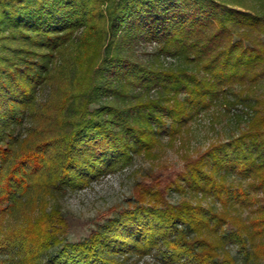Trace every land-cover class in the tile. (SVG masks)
I'll return each instance as SVG.
<instances>
[{"label":"trees","instance_id":"16d2710c","mask_svg":"<svg viewBox=\"0 0 264 264\" xmlns=\"http://www.w3.org/2000/svg\"><path fill=\"white\" fill-rule=\"evenodd\" d=\"M232 1L240 8L217 0H0V224L36 189H85L131 164L134 153L151 152L166 119L175 138L192 111L225 98L236 84L263 79L264 0L251 7ZM78 30L88 50L96 40L100 63L53 88L55 58ZM146 42L159 44L158 56L196 69L145 64L133 50ZM45 87L54 100L38 105ZM131 89H140L133 99ZM153 90L158 99L148 98ZM110 96L127 103H105ZM29 121L26 135L17 133ZM205 159L210 171L200 166L184 176L191 190L213 196L225 210L260 201L249 191H264V132L243 133L208 150L199 164ZM223 170L252 181L230 188ZM251 211L255 216L237 226L226 212L200 204H137L85 240L63 244L48 264H127L153 252L165 264H238L230 246L246 257L264 256V202ZM66 225L55 207L30 226H0V258L47 264L42 257L63 243Z\"/></svg>","mask_w":264,"mask_h":264},{"label":"rangeland","instance_id":"374dc122","mask_svg":"<svg viewBox=\"0 0 264 264\" xmlns=\"http://www.w3.org/2000/svg\"><path fill=\"white\" fill-rule=\"evenodd\" d=\"M217 1L230 3L231 7L240 8L239 5H234L232 0ZM244 1L251 7L260 0ZM81 32L76 31L70 43L56 56L57 72L53 88L62 89L70 81L82 79L83 73H87L94 66L99 65L100 58L97 56L99 50L95 48L96 40L92 49L88 50L80 42ZM76 48L79 49L78 54L75 51ZM158 48L159 44L156 42H146L137 45L133 51L145 64H154L163 70H177L182 67L196 69L194 65L185 64L170 55L158 56L156 54ZM115 86L121 88L120 83ZM50 92L48 87L40 92L38 105L46 104L52 96V92ZM139 92L140 89H131L129 96L133 99V96ZM183 96L181 94L180 98ZM159 97L160 92L156 90L151 91L148 96L149 99H158ZM51 99L54 100V97ZM104 100L105 103H116L119 106H124L127 103L122 99L116 100L114 96ZM95 106L93 104L92 108ZM170 123L171 120L166 119V124L159 133V143L153 147L151 152L134 153L131 164L101 176L85 189L69 191L65 194L36 189L24 199L19 210L5 214L1 218V228L3 230L24 228L30 226L31 223L43 217L53 208H61L67 223L64 231L60 234L63 243L53 246L45 252L42 261L48 264L50 258L57 254L63 244H73L85 240L94 229L115 218L120 210L132 208L137 204L144 206L200 204L205 208H214L217 212H226L228 216L236 218L237 224L242 220L245 221L241 222V225L245 222L247 224L255 216L251 209L264 202L263 190L249 191L251 195L260 199L252 208L244 209L236 205L235 207L230 206V210H225L213 196H206L191 190L184 178L192 174L193 169L200 166L207 171L211 170L212 163L208 159L204 160L205 166L198 162L211 148L237 138L243 133L264 132V78L251 85L236 84L229 90L225 98L216 100L206 109L192 111L190 117L186 119L182 132L175 138L168 135ZM30 125L29 121L24 129L17 127V133L18 131L22 132L25 136L27 127ZM221 173H226L224 182L230 188H234L238 184L248 187L249 182L252 181L240 176L235 171L223 170ZM250 246L251 244H248V249ZM229 249L238 264H264V256L260 253L259 255L254 254L253 257H246L241 251H238L236 245L230 246ZM0 264H6L4 257L0 258ZM127 264L165 263L162 261L161 254L153 252L140 260H137L136 256L132 257Z\"/></svg>","mask_w":264,"mask_h":264}]
</instances>
